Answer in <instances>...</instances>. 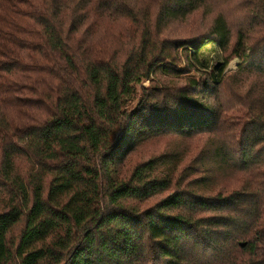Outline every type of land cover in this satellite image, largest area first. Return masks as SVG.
<instances>
[{
	"label": "trees",
	"instance_id": "obj_1",
	"mask_svg": "<svg viewBox=\"0 0 264 264\" xmlns=\"http://www.w3.org/2000/svg\"><path fill=\"white\" fill-rule=\"evenodd\" d=\"M219 1L0 0V264H264V0Z\"/></svg>",
	"mask_w": 264,
	"mask_h": 264
},
{
	"label": "rangeland",
	"instance_id": "obj_2",
	"mask_svg": "<svg viewBox=\"0 0 264 264\" xmlns=\"http://www.w3.org/2000/svg\"><path fill=\"white\" fill-rule=\"evenodd\" d=\"M216 7L229 8L230 4H228L225 0H220L216 4ZM117 26L118 25H116L114 27H117ZM202 27H203V30H205V28L208 27V21L207 22L202 21V17L199 14L195 18V21H193V24L189 27L182 26L181 24L175 25L174 35L176 37L177 36H192V35L199 33L202 30ZM111 29H113V27ZM124 31L125 30H122V33H124ZM223 59H224V56H222V52L217 45L207 44L202 48V50L198 54L199 63L197 66L199 69H202L204 72L205 71L208 72V73L206 72V74H208V80H209V78H211V75L213 72H214V74H216L217 71H219L222 68L223 61H224ZM238 64H239L238 58H232L231 60H229L228 65L225 69V72L235 70L237 68ZM203 71L201 73H203ZM143 85L145 87H147L149 85V83L145 82ZM210 101L214 102L212 99H210ZM179 143H180L179 139L169 138V140H166L165 145L157 146L156 152L160 151L165 146L166 147L180 146ZM187 148L190 149L191 147H187ZM149 150L155 152V149L153 148V146L149 147ZM148 155L149 154L147 153V151H145V153L142 155V157H147ZM136 160H137L136 156H133L131 158V162H135Z\"/></svg>",
	"mask_w": 264,
	"mask_h": 264
},
{
	"label": "water",
	"instance_id": "obj_3",
	"mask_svg": "<svg viewBox=\"0 0 264 264\" xmlns=\"http://www.w3.org/2000/svg\"><path fill=\"white\" fill-rule=\"evenodd\" d=\"M240 246H241V247H244V246H245V244H240Z\"/></svg>",
	"mask_w": 264,
	"mask_h": 264
}]
</instances>
